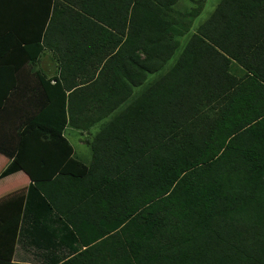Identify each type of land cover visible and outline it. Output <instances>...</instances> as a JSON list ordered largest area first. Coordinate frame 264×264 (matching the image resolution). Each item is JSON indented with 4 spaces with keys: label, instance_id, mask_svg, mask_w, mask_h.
<instances>
[{
    "label": "trees",
    "instance_id": "trees-1",
    "mask_svg": "<svg viewBox=\"0 0 264 264\" xmlns=\"http://www.w3.org/2000/svg\"><path fill=\"white\" fill-rule=\"evenodd\" d=\"M113 1L120 18L121 6L130 7L131 25L114 27L106 70L113 60L121 69L124 58L133 84L160 72L136 96L140 127L123 125L130 135L114 141L100 134L94 146L112 151L95 150L86 165L62 135L66 115L56 117L62 123L39 116L21 127L13 164L49 205L77 194L89 198V211L120 216L100 221V233L121 229L110 238L124 247L111 253L120 262L264 264V0H220L168 71L199 10L182 13V0ZM233 63L242 77L230 72ZM7 65L0 106L16 84L17 69ZM11 254L3 251L0 264H18Z\"/></svg>",
    "mask_w": 264,
    "mask_h": 264
},
{
    "label": "crops",
    "instance_id": "crops-1",
    "mask_svg": "<svg viewBox=\"0 0 264 264\" xmlns=\"http://www.w3.org/2000/svg\"><path fill=\"white\" fill-rule=\"evenodd\" d=\"M121 8L120 18L115 16L113 0H0V64L17 69L15 87L0 106V256L12 252L11 263L126 264L111 254L124 250L110 239L121 229L100 233L105 230L100 221L120 216L89 211V198L81 200L77 194L49 205L35 182L13 164L21 127L39 116L43 121L51 116L54 122L66 115L62 135L73 148L72 156L86 165L93 163L95 150L100 155L112 151L106 145L94 146L100 134L109 131L114 141L130 135L123 125L140 127L136 96L160 72L148 73L142 83L133 84L124 58L118 62L121 69H112L113 60L106 70L107 60L115 54L110 50L116 40L114 27L131 25L130 7ZM204 22L196 18L190 30L178 37L180 47L165 71ZM6 72L1 69L0 78L10 80ZM230 72L240 78L245 70L233 63ZM109 125L112 128L106 130ZM55 150L51 155L60 156L61 151ZM67 163L65 159L63 167L71 168ZM109 164L103 161L99 168L107 169ZM98 233L103 236L93 241ZM73 258L75 262L70 261Z\"/></svg>",
    "mask_w": 264,
    "mask_h": 264
},
{
    "label": "rangeland",
    "instance_id": "rangeland-1",
    "mask_svg": "<svg viewBox=\"0 0 264 264\" xmlns=\"http://www.w3.org/2000/svg\"><path fill=\"white\" fill-rule=\"evenodd\" d=\"M219 2L220 0H182L179 10L186 15H188L192 9L199 10L200 13L196 18L203 20L209 17L210 13L216 8Z\"/></svg>",
    "mask_w": 264,
    "mask_h": 264
}]
</instances>
